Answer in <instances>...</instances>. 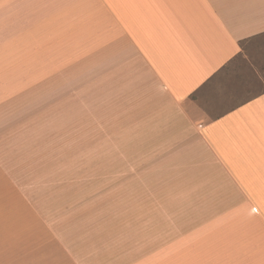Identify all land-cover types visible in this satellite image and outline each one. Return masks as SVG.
<instances>
[{"label":"crops","instance_id":"crops-1","mask_svg":"<svg viewBox=\"0 0 264 264\" xmlns=\"http://www.w3.org/2000/svg\"><path fill=\"white\" fill-rule=\"evenodd\" d=\"M262 35L264 0H0V264H85L15 138L48 121L58 146L95 120L106 151L150 155L201 211L162 264H264V91L220 74Z\"/></svg>","mask_w":264,"mask_h":264},{"label":"rangeland","instance_id":"rangeland-1","mask_svg":"<svg viewBox=\"0 0 264 264\" xmlns=\"http://www.w3.org/2000/svg\"><path fill=\"white\" fill-rule=\"evenodd\" d=\"M240 53L221 76L254 79L257 86L248 89L250 94L262 91L264 35L244 41ZM66 124L58 122L60 132ZM23 125L26 135L15 138L22 148L21 170L26 169L28 182L38 180L37 190L41 182L37 197L44 214L85 264H162L163 245L180 235L178 223L197 226L202 220L186 190L183 200L176 199L178 186L169 169L146 167L153 164L150 155L106 151L111 147L99 136L97 120L72 122L75 129L60 136L58 146L50 135L51 122Z\"/></svg>","mask_w":264,"mask_h":264},{"label":"snow or ice","instance_id":"snow-or-ice-1","mask_svg":"<svg viewBox=\"0 0 264 264\" xmlns=\"http://www.w3.org/2000/svg\"><path fill=\"white\" fill-rule=\"evenodd\" d=\"M241 43L243 44V41H241ZM245 51H247V49H245ZM249 54L251 55V53ZM242 56H243V53H240V55H238L236 59L240 60ZM256 86H257V82L254 79H250V80L243 81V82H237L232 85V87H234L237 90L252 89V88H255ZM259 86L261 90L264 91V82H261ZM192 98L195 99L194 96Z\"/></svg>","mask_w":264,"mask_h":264}]
</instances>
